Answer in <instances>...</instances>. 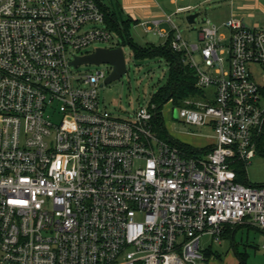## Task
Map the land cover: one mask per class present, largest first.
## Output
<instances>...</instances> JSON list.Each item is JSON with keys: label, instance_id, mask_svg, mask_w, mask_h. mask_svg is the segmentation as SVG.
Wrapping results in <instances>:
<instances>
[{"label": "built area", "instance_id": "2783aa9c", "mask_svg": "<svg viewBox=\"0 0 264 264\" xmlns=\"http://www.w3.org/2000/svg\"><path fill=\"white\" fill-rule=\"evenodd\" d=\"M105 17L97 0H0V264H202V237L225 224L264 232V185L231 167L264 141V24L207 18L190 43L170 15L172 35L142 23L196 71L203 94L177 116L216 140L193 155L158 133L155 102L117 116L106 72H73L114 38Z\"/></svg>", "mask_w": 264, "mask_h": 264}, {"label": "rangeland", "instance_id": "374dc122", "mask_svg": "<svg viewBox=\"0 0 264 264\" xmlns=\"http://www.w3.org/2000/svg\"><path fill=\"white\" fill-rule=\"evenodd\" d=\"M125 0H103V3L117 13L120 21L127 20L135 12L137 24L131 23L130 31L135 42L140 45L154 43L159 45L164 41L163 37L145 31L141 22L145 21L141 14L137 13V7H123ZM201 0H188L181 4H197ZM160 9L171 10L169 0H157ZM218 4L205 3L190 11H184L174 15V21L179 26V31L190 43L198 42V32L205 24L204 20L209 18L212 21L220 17ZM166 11V12H167ZM200 12L194 23H189V13ZM134 16V15H133ZM254 26H261L260 24ZM114 38L110 42H95L92 45L78 51V56H85L94 52L98 47L115 48L121 45V37L113 30ZM124 49L127 72L119 79L104 83L105 79L112 72L113 66L108 62L103 63H80L72 65L74 73H94L98 70L106 72V78L102 80L99 94L101 107L106 108L117 116H131L139 106L148 105L153 94L170 78V68L162 57L142 58L136 57L134 50L129 46H122ZM196 59L202 64L199 52H195ZM255 78L261 81L262 68L260 65L252 66ZM201 97V96H193ZM182 104L167 102L162 108L163 127L166 133L175 139L188 142L190 145L201 148L215 142V132L212 126L189 124L183 118H179L178 110ZM243 164V165H242ZM232 169L237 171L244 168V178L254 186L264 185V141L260 144L257 153L244 165L239 161L232 164ZM264 232L258 227H240L234 237L220 236L214 240L210 235H204L201 239V247L209 248L211 251L209 259L202 264H239V254L245 257L247 264H264Z\"/></svg>", "mask_w": 264, "mask_h": 264}, {"label": "trees", "instance_id": "16d2710c", "mask_svg": "<svg viewBox=\"0 0 264 264\" xmlns=\"http://www.w3.org/2000/svg\"><path fill=\"white\" fill-rule=\"evenodd\" d=\"M102 9L105 11V19L107 25L115 30L121 37V45H129L133 50L136 57L142 58H155L162 57L166 60L170 68V78L168 82L161 86L152 96L151 101L155 102L158 106L157 114L155 117V125L158 133L167 139H170L177 145L184 148L189 154L198 155L200 153L206 152L208 147L197 148L189 143L175 139L174 137L168 135L163 127V115L162 108L169 102L173 101L175 104H184V100L193 96H202L203 91L196 84V71L195 69L185 61V54L176 51L172 48L170 44L171 37H169L165 42L155 45L154 43H148L147 45H140L135 42L130 31V26L132 20L128 18L127 20L120 21L117 13L112 11L109 6L103 3V0H97ZM243 165V164H242ZM245 165V163H244ZM236 180L244 184H249L248 180L244 178V168L237 171ZM239 225L226 224L224 226V231L222 235L226 233H231L234 237L235 232L241 227ZM252 226V225H248ZM207 257H210L211 251L206 250L204 252ZM239 264H247L245 257L239 254Z\"/></svg>", "mask_w": 264, "mask_h": 264}, {"label": "crops", "instance_id": "0c3cea01", "mask_svg": "<svg viewBox=\"0 0 264 264\" xmlns=\"http://www.w3.org/2000/svg\"><path fill=\"white\" fill-rule=\"evenodd\" d=\"M186 1H188V0H169V3L171 5V7H170L171 10L169 13L167 10H165L163 8H161V9L159 8L160 5L157 4L158 3L157 0H125L123 2L124 3L123 7L124 6H126V7H133V6L135 7L136 6L137 7L138 6L137 10H136L137 13L141 14L142 17L145 19V21L144 22L142 21L141 24L142 23H151L152 20H154V19H161L160 27L169 31L170 34L172 35L173 26H172L171 22H168L167 20H165L166 16L170 15L172 17V22L178 26V24L174 21V15L180 14L184 11L187 12V11L193 10L194 8L198 7L199 5H202L201 3L203 2V0H201L197 4H191V3L181 4V3H184ZM209 3L218 4L217 6L221 8L220 12H219L220 17L215 21H212L210 19L213 23H215L217 25L222 26V24L227 19H229L231 17L241 18L243 20V22L249 26H254L257 24H260V25L264 24V0H216V1L209 2ZM203 4H205V3H203ZM189 6H192V8L189 9L188 8ZM179 8H184V9L182 11H178ZM189 14H191V13H189ZM135 15L136 14L134 12L132 14V16H129V17L132 20V22H135V24H137L139 22V20L137 18H135ZM178 28H179V26H178ZM199 32H198V38H199ZM163 39H164L163 42H165L167 40V38H163ZM186 143H188V142H186ZM208 146H210V145H208ZM208 146H204V147H208ZM204 147H201V148H204ZM236 178H237V174H236ZM230 225H232V224H230ZM243 226L256 227V226H248V225H244V224L241 227H243ZM223 231H224V227H223ZM231 234H232V232L230 234L226 233V235H224V236H229ZM206 235H208V234H206ZM220 236H223L222 233ZM202 250L205 252L206 250H209V248L208 249L202 248ZM207 259H209V257H207Z\"/></svg>", "mask_w": 264, "mask_h": 264}, {"label": "water", "instance_id": "95a60500", "mask_svg": "<svg viewBox=\"0 0 264 264\" xmlns=\"http://www.w3.org/2000/svg\"><path fill=\"white\" fill-rule=\"evenodd\" d=\"M199 12L191 13L187 16L189 23H194ZM103 63L108 62L113 66L112 72L105 79L104 83H109L113 80L121 78L128 70L127 61L122 46L116 48L98 47L94 52L85 56L77 57L72 64L80 63Z\"/></svg>", "mask_w": 264, "mask_h": 264}]
</instances>
